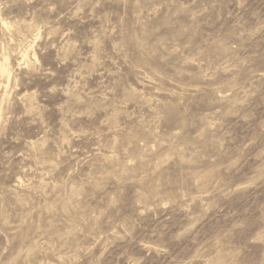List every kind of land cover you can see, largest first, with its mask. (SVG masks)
Returning <instances> with one entry per match:
<instances>
[{
	"label": "rangeland",
	"instance_id": "374dc122",
	"mask_svg": "<svg viewBox=\"0 0 264 264\" xmlns=\"http://www.w3.org/2000/svg\"><path fill=\"white\" fill-rule=\"evenodd\" d=\"M0 264H264V0H0Z\"/></svg>",
	"mask_w": 264,
	"mask_h": 264
}]
</instances>
